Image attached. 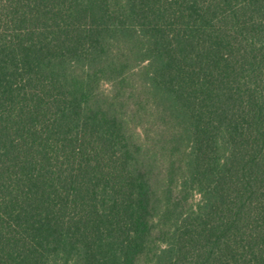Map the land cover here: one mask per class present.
I'll return each instance as SVG.
<instances>
[{"label": "trees", "instance_id": "obj_1", "mask_svg": "<svg viewBox=\"0 0 264 264\" xmlns=\"http://www.w3.org/2000/svg\"><path fill=\"white\" fill-rule=\"evenodd\" d=\"M0 264H264V0H0Z\"/></svg>", "mask_w": 264, "mask_h": 264}]
</instances>
